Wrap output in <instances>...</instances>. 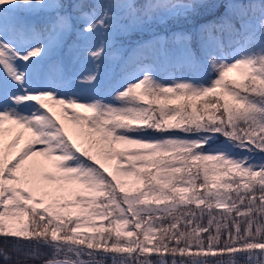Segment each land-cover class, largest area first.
I'll return each mask as SVG.
<instances>
[{"label":"trees","instance_id":"trees-1","mask_svg":"<svg viewBox=\"0 0 264 264\" xmlns=\"http://www.w3.org/2000/svg\"><path fill=\"white\" fill-rule=\"evenodd\" d=\"M44 3L30 0L10 19L14 26H29L27 33L41 46L50 36L49 22L54 18L53 12L43 9ZM62 4V12L76 27L81 23L75 19L82 14L91 21L81 38L72 33L56 49L57 62L53 54L42 61L45 76L53 79L59 72L75 71L89 43L95 54L87 65L107 66L112 54L119 55L111 81L82 91L99 101V112L74 115L84 144L81 174L92 187L84 216L87 231L75 230V218L66 212L46 213L21 205L25 217L19 226L8 228L0 221V264L57 259L77 264H262L264 0H63ZM104 36L107 51L96 53ZM235 44L251 50L259 76L248 74L237 82L229 77L224 62L216 60L219 52L225 56ZM144 64L152 65L142 83L151 91L152 103L142 115L133 89L117 96L112 82ZM207 66L211 70L204 72ZM166 72L171 73L168 80L162 78ZM168 82L174 84L171 90ZM212 88L214 92L205 93ZM178 93L181 101L170 103ZM120 132L147 141L116 146L113 139ZM209 146L218 150V158L225 150L250 167L213 180L211 159L205 156ZM103 159H122L134 187L117 190L97 166ZM15 163V157L3 150L0 192L7 195L16 185ZM78 195L76 191L71 197Z\"/></svg>","mask_w":264,"mask_h":264},{"label":"rangeland","instance_id":"rangeland-1","mask_svg":"<svg viewBox=\"0 0 264 264\" xmlns=\"http://www.w3.org/2000/svg\"><path fill=\"white\" fill-rule=\"evenodd\" d=\"M29 1L0 0V157L3 150H6L10 157H15L16 162V185L8 195L0 192V221L8 228L19 226L25 217L19 208L21 205H29L46 213L66 212L75 218V230L87 231L84 216L92 187L81 174L78 149H82L84 144L82 130L74 115L83 114L87 117L99 112V101L82 93L84 89L94 86L95 73L86 65L89 58L86 53L87 58L79 62L75 71L63 76L59 73L57 79L55 76L53 79L45 76L41 69L42 61L57 52L56 49L62 46L70 32H74L76 38H81L88 31L90 17L80 15L75 21L81 25L73 26L69 15L62 12L63 0H43L45 11L57 13L56 19L50 22L52 32L41 46L27 33L29 26H14L13 21H10ZM261 25L263 27L264 22ZM106 36V42L102 38L97 43L99 48L108 43ZM178 38L176 33L175 39ZM89 48H92V43H89ZM36 59L37 62L34 61ZM216 60L224 62L229 77L237 82L243 81L248 74H261L253 65L251 50L240 44L228 49L225 56L219 52ZM209 67L204 72H209ZM150 73L151 65L144 64L120 74L112 83L113 94L122 96L128 88H132L137 99L147 103L148 97L151 105L152 93L142 86L143 80L148 79ZM59 76H62L61 81ZM170 77L171 73L166 72L162 78L168 80ZM103 80H107V76H103ZM173 86L172 82L167 83L168 89L171 90ZM214 91L209 89L205 93ZM178 94L177 98L171 97L170 103L181 101L182 93ZM146 141L143 136L129 132H120L113 139L116 146H135ZM36 151L43 158L34 159ZM208 151L205 156L211 159L213 180L232 170L241 172L250 167V163L243 161V158L231 156L225 150H222L225 154L221 158L216 155L217 149L209 146ZM97 165L117 190L126 192L134 187L130 169L122 159H103ZM76 191L79 192L78 197L72 198V193ZM218 206H222V203H218ZM93 219L98 220L99 215H94Z\"/></svg>","mask_w":264,"mask_h":264},{"label":"water","instance_id":"water-1","mask_svg":"<svg viewBox=\"0 0 264 264\" xmlns=\"http://www.w3.org/2000/svg\"><path fill=\"white\" fill-rule=\"evenodd\" d=\"M42 264H77V263H74V262L68 261V260L57 259V260L46 261Z\"/></svg>","mask_w":264,"mask_h":264},{"label":"bare ground","instance_id":"bare-ground-1","mask_svg":"<svg viewBox=\"0 0 264 264\" xmlns=\"http://www.w3.org/2000/svg\"><path fill=\"white\" fill-rule=\"evenodd\" d=\"M35 157L43 158L42 154L39 153V152H37V151L33 154V158H34V159H35Z\"/></svg>","mask_w":264,"mask_h":264}]
</instances>
